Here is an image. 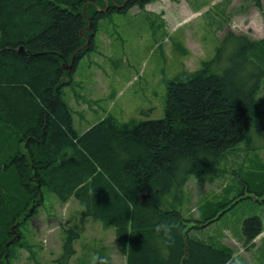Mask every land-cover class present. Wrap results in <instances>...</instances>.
Segmentation results:
<instances>
[{
    "label": "trees",
    "instance_id": "obj_1",
    "mask_svg": "<svg viewBox=\"0 0 264 264\" xmlns=\"http://www.w3.org/2000/svg\"><path fill=\"white\" fill-rule=\"evenodd\" d=\"M124 1L0 0V264H9L19 228L44 190L62 203L74 198L86 216L113 228L125 264H237L230 249L190 237L193 226L164 199L177 197L190 176L215 167L262 126L256 94L264 39L229 33V63L212 72L213 59L188 79L169 82L163 118L126 127L106 116L78 134L62 91L93 49L99 20L151 0ZM244 1L261 9V0ZM217 216L206 214L202 226ZM261 229L258 219L245 220L244 243ZM77 238L68 229L56 264H70ZM96 264L112 262L98 257Z\"/></svg>",
    "mask_w": 264,
    "mask_h": 264
},
{
    "label": "rangeland",
    "instance_id": "obj_2",
    "mask_svg": "<svg viewBox=\"0 0 264 264\" xmlns=\"http://www.w3.org/2000/svg\"><path fill=\"white\" fill-rule=\"evenodd\" d=\"M229 33L264 39V0L261 9L244 0H151L99 20L93 49L78 60L61 95L75 131L82 134L106 116L126 127L163 118L169 82L188 79L213 59L212 72L229 63L235 49ZM256 101L262 126L251 141L190 176L177 197L171 192L164 199L193 226L190 237L230 249L237 264H264V196L249 192L264 191V78ZM34 211L19 228L22 238L12 245L9 264H56L68 229L78 235L70 264H96L98 257L125 264L113 228L86 216L74 198L62 203L44 190ZM211 212L218 216L202 226ZM250 218L262 229L246 245L243 224Z\"/></svg>",
    "mask_w": 264,
    "mask_h": 264
},
{
    "label": "water",
    "instance_id": "obj_3",
    "mask_svg": "<svg viewBox=\"0 0 264 264\" xmlns=\"http://www.w3.org/2000/svg\"><path fill=\"white\" fill-rule=\"evenodd\" d=\"M126 2H127V0H125L123 4H125ZM89 29H90V22L88 21V24L85 27V30L88 31ZM87 44H88V42L86 41V44L84 46L86 47ZM71 61H72V59H71ZM62 67H63L64 70L68 71L71 68V64L68 65L66 63H63Z\"/></svg>",
    "mask_w": 264,
    "mask_h": 264
},
{
    "label": "bare ground",
    "instance_id": "obj_4",
    "mask_svg": "<svg viewBox=\"0 0 264 264\" xmlns=\"http://www.w3.org/2000/svg\"><path fill=\"white\" fill-rule=\"evenodd\" d=\"M25 4H31L32 6H35V7H38V5L39 6H41L40 4H38V2H34V1H28V2H26ZM17 51L19 52V53H21L22 51H23V47L21 46V47H19L18 49H17ZM122 151V150H121ZM255 239V238H254ZM253 239V240H254ZM149 245H152V244H150L149 243ZM185 257V256H184ZM157 259L159 260V256L157 255ZM183 259V258H182ZM129 264H130V262H129Z\"/></svg>",
    "mask_w": 264,
    "mask_h": 264
},
{
    "label": "clouds",
    "instance_id": "obj_5",
    "mask_svg": "<svg viewBox=\"0 0 264 264\" xmlns=\"http://www.w3.org/2000/svg\"><path fill=\"white\" fill-rule=\"evenodd\" d=\"M157 231H167V228L164 225H158L157 226ZM93 259H95V257H93Z\"/></svg>",
    "mask_w": 264,
    "mask_h": 264
},
{
    "label": "flooded vegetation",
    "instance_id": "obj_6",
    "mask_svg": "<svg viewBox=\"0 0 264 264\" xmlns=\"http://www.w3.org/2000/svg\"><path fill=\"white\" fill-rule=\"evenodd\" d=\"M123 6H124V5H123ZM123 6H122V5H119V7H118V6H117V7L120 8V7H123Z\"/></svg>",
    "mask_w": 264,
    "mask_h": 264
}]
</instances>
